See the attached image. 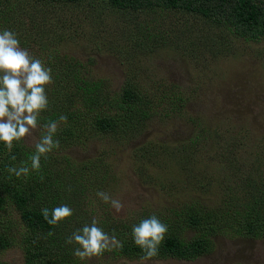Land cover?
Here are the masks:
<instances>
[{"label":"rangeland","instance_id":"obj_1","mask_svg":"<svg viewBox=\"0 0 264 264\" xmlns=\"http://www.w3.org/2000/svg\"><path fill=\"white\" fill-rule=\"evenodd\" d=\"M14 1L13 7L19 9V18L25 21L29 18L23 15V8L33 10L39 6L37 3L31 7L33 0L25 4L26 0ZM69 7L73 6L53 10L60 15L63 11L68 13ZM158 11L157 16H151L153 22L162 23L163 27L176 23L173 27L170 25V32L178 35L161 39L151 48L143 47L137 51L131 47L119 56L117 50L126 42L115 23L116 12L109 10L103 12L102 19L95 21L92 12L86 24L77 21L87 28L86 38L77 35L81 25L75 28L74 23L70 27L72 34L54 48L60 55L64 53L79 60L81 78L102 79L109 95L120 91L123 79L130 71L139 87L147 92L152 90L153 81L162 84L166 90L168 87L179 90L184 97L181 102L185 112H152L143 127L125 143H109L93 136L67 140L59 152L69 157L43 159L40 172L34 175V178L43 176L40 187L43 194L53 196L59 191L73 209V215L61 222L62 235L71 236L83 225H90L93 219L99 223L109 220L107 217L110 216L124 219L143 208L161 211L176 208L192 195L206 206L225 205V200L229 202L224 196L226 185L238 188L235 183H241L239 177L245 173V169L235 165L240 161L239 157H251L261 163L264 172V39L246 41L223 26L201 24L198 38L205 48L199 50L193 43L195 37L186 36L199 30L195 27L197 18L188 13L184 16L165 9ZM51 12L52 7L48 9V13ZM143 16L147 17L145 13ZM222 31L225 35L221 39ZM40 34V31L35 32L33 38ZM221 40L227 41L229 46L214 49ZM20 47L23 49L21 44ZM104 106L112 107L110 101ZM188 115H197L204 122L201 126L207 137H201L196 146L191 144V138L198 128L188 121ZM38 136L39 126L24 138V142L33 146ZM137 149L144 153L141 156L138 152L135 154ZM221 155L230 158L227 160ZM27 160L25 157L19 164ZM78 163H85V168L79 167ZM191 169L201 173L191 172L188 181L189 185L197 184L196 194L188 190L185 181L170 193V180H176L178 184ZM238 170L242 173H237ZM99 191L120 200L123 209L117 213L110 203L97 196ZM0 226L9 239V245L0 250V262L24 264L25 243L19 213L5 208L0 216ZM184 234L190 237L194 231L187 229ZM210 239V250L193 259L154 257L146 264H264L263 234L240 235L227 226L222 232L210 235ZM83 262L142 264L141 257L127 258L108 251Z\"/></svg>","mask_w":264,"mask_h":264},{"label":"trees","instance_id":"obj_2","mask_svg":"<svg viewBox=\"0 0 264 264\" xmlns=\"http://www.w3.org/2000/svg\"><path fill=\"white\" fill-rule=\"evenodd\" d=\"M29 1H24V4ZM15 3L14 0H0V31L9 29L15 32L23 49L33 57L40 58L52 70L53 83L46 87L49 105L39 116L37 142L44 134V125L47 122L56 121L61 115L67 117L66 123L60 124L54 136V139L59 140L60 146L48 153L47 157H69L59 152L60 147H65L67 140L83 137L93 136L109 143H125L143 127L152 112L185 114L184 103L181 102L184 97L175 88L168 87L166 90L162 84L153 81L152 90L147 92L139 87L129 71L123 79L120 91L109 95L102 79L81 78L79 74L82 67L79 60L69 58L64 53L60 55L58 49H54L72 34L70 27L74 23L75 28L81 25L78 20L86 24V19L91 17L92 12L95 21L102 19L105 10L116 12L118 19L115 23L120 27L122 40L126 42L117 50L119 56H123L122 52L131 47L137 51L143 47L151 48L161 39L178 35L170 32V25L173 27L176 23L163 27L162 23L153 22L151 16H157L160 13L158 9L180 12L184 16L188 13L197 18L199 21L195 27L199 30L186 36L195 37L196 41L193 43L199 50L205 48V44L198 38L201 24L223 26L228 32L246 41L264 39V0H33L31 7L37 3L39 6L33 10L23 8L22 11L29 18L27 21L19 18V9L13 7ZM60 6L73 7H69L68 13L63 11L59 15L53 9L60 10ZM50 7L52 12L48 13ZM85 9L91 12L87 13ZM144 13L147 17L143 16ZM37 31L41 34L33 38ZM77 35L86 38L87 28L81 25ZM224 35L222 31L221 39ZM228 46L227 41L221 40L214 49ZM109 101L112 107H105L104 104ZM187 119L198 128V132L191 138V144L196 146L201 137H207L206 130L201 126L204 122L197 115H188ZM34 152V145H27L24 139L14 142L11 152L0 142V216L5 208L15 209L19 213L21 235L25 243L24 264H86L72 254L78 246L65 243L68 234H61V222L51 226L40 214L42 207L52 209L58 207L61 201L67 204V199L59 195V191L53 196L43 194L44 191L40 188L43 180L37 176L34 178L35 171L26 178H16L15 175L10 176L6 170L11 166L19 167V161ZM136 152L139 156L144 153L139 149L135 150V154ZM218 154L219 152L216 153ZM12 156L16 159L12 160ZM223 158L228 160L230 157ZM43 159L45 158L41 157V161ZM238 159L240 161L235 165H240L245 173L240 172V168L237 171L242 173L239 177L242 182L235 183V186L239 185L238 188L226 185L224 196H227L229 202L225 200V205L218 208L206 206L197 196L192 195L176 208L165 211L143 208L124 219L110 216L107 217L109 220L99 221L98 224L106 233L114 234L123 243L122 250H113L110 253L127 258L141 257L143 253L134 244L131 229L133 225L153 214L168 226V233L156 257L193 259L208 252L210 235L222 232L227 226H231V231L240 235H264V172L261 171V163L253 161L251 157ZM78 165L85 168V163ZM193 171L201 174L191 169L178 184L171 179L168 185L170 193L185 181L188 190L196 194L197 184H188ZM187 229L193 230L194 234L187 237L184 234ZM49 232L53 235L49 236ZM8 245L9 239L0 226V250Z\"/></svg>","mask_w":264,"mask_h":264},{"label":"clouds","instance_id":"obj_3","mask_svg":"<svg viewBox=\"0 0 264 264\" xmlns=\"http://www.w3.org/2000/svg\"><path fill=\"white\" fill-rule=\"evenodd\" d=\"M53 83L52 70L46 67L40 58L33 57L26 49L20 47L17 34L9 29L0 31V142L11 152L14 142H20L31 135L39 125L40 113L48 108L49 100L46 87ZM67 117L61 115L56 121L44 125V134L35 143V152L22 161L19 167H7V172L16 178L28 177L31 172L41 170V157L47 159V154L60 146L54 139L61 123H66ZM12 160L16 157L12 156ZM30 162V166H29ZM43 180V176H41ZM71 191V189H69ZM97 196L119 213L123 204L112 198L108 193L99 191ZM40 214L51 226H56L73 215V209L67 204L49 209L42 207ZM168 233V226L155 214L142 219L131 229L134 244L141 250L142 264L156 257ZM53 235L52 232L48 233ZM66 244H76L73 256L80 260L99 257L105 251L122 250L123 243L113 235L106 233L93 219L91 224H85L69 236Z\"/></svg>","mask_w":264,"mask_h":264}]
</instances>
